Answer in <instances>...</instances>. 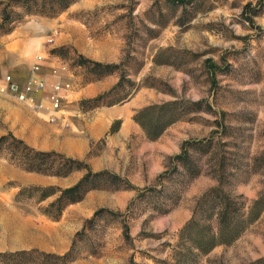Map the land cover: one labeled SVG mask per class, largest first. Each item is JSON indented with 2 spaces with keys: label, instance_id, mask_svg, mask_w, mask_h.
I'll list each match as a JSON object with an SVG mask.
<instances>
[{
  "label": "rangeland",
  "instance_id": "374dc122",
  "mask_svg": "<svg viewBox=\"0 0 264 264\" xmlns=\"http://www.w3.org/2000/svg\"><path fill=\"white\" fill-rule=\"evenodd\" d=\"M245 2L206 0L186 24L180 22L181 9L167 6L164 0H75L53 16L28 13L25 3L14 2L8 7L12 15L4 27L0 8V57L8 66L5 76L12 75L14 82L25 85L35 54L48 58L40 73L47 85L37 92V100L17 101L9 84L0 86V97L15 109H10L8 122L0 118L3 134L12 131L37 149L86 160L95 171L110 170L143 189L153 188L116 190L103 182L81 201L64 205L57 215L49 210H54L51 204L59 193L46 196L38 187L73 185L85 171L68 176L28 171L10 148L3 147L0 264H132V257L138 264L171 260L165 242L177 241L198 198L217 180L209 174L208 164L185 188L189 179L180 167L162 183L157 176L185 140L204 139L217 130L215 120L223 110L227 112V155L230 166L236 168L232 183L244 195L247 213L261 201L251 212L259 217L242 236L233 245L216 247L208 257L213 264H250L264 258V13L256 18L261 28H252L241 15ZM80 55L119 64L106 74L116 82L123 76V85L105 103L122 96L129 99L117 111L118 119L114 108L104 104L98 109L100 115L113 117L106 138H90L86 151L70 152L53 143L56 139L59 145L81 147L77 138L88 136L86 124L93 116L76 113L77 102L85 96L84 87L100 75L99 70L79 66ZM207 58L222 68L217 71L216 85ZM62 62L69 72L61 76L71 89L61 106L70 113L61 117L50 114L43 102L50 99L58 78L53 65ZM170 101L181 102L183 114L156 140H149L131 119L125 120L126 114L142 107ZM115 132H121L119 139L114 138ZM65 163L60 158L55 166L65 169ZM126 223L131 241L124 235ZM20 251L28 253L16 255Z\"/></svg>",
  "mask_w": 264,
  "mask_h": 264
},
{
  "label": "trees",
  "instance_id": "16d2710c",
  "mask_svg": "<svg viewBox=\"0 0 264 264\" xmlns=\"http://www.w3.org/2000/svg\"><path fill=\"white\" fill-rule=\"evenodd\" d=\"M167 6L175 9H181L182 16L180 22L188 23L203 8L206 0H164ZM218 1V0H215ZM241 15L251 25L252 28L260 29L256 18L264 13V0H244ZM25 3L28 13L43 14L53 16L67 9L75 0H0V8L3 9L4 27L5 23L11 19L8 7L12 3ZM22 15V14H21ZM19 14V16H21ZM187 17V19H185ZM247 36H243L245 40ZM57 50H54L56 52ZM222 59H224L222 57ZM208 69L211 74L212 84H217V71L222 68L213 58H207ZM79 66L92 68V71H98L96 79L100 80L106 76L110 70H116L119 64H105L96 60L89 59L83 55L79 56ZM107 71V72H106ZM124 77L107 92L96 98L82 100L80 102L84 110L93 109L98 106H112L127 101L128 96L119 97L111 102L105 100L111 98L119 92L123 85ZM198 102L197 104H200ZM196 104V102H195ZM182 103L170 101L163 103H153L137 110L133 116L134 121L143 129L149 140L158 139L166 129L177 121L183 114ZM227 112L221 111L216 118L217 130H213L211 135L204 139L196 141L185 140L182 143L181 150L170 156V162L166 169L158 174L157 180L162 183L165 178L171 176L179 167L184 170V176H188L189 181L203 173L204 165L208 164V172L216 180V185L210 187L197 200L196 206L192 212L191 218L181 227L178 239L175 243L165 242V245L171 250V260H164V264H213L208 256L218 246L233 245L244 233L248 224L259 217V214L252 216L253 208L260 203L258 199L251 209L250 213L245 211L246 201L242 193L236 191L232 183L236 168L230 166L227 153L229 142L224 141L227 135L228 125L225 123ZM10 148L17 162L28 171H35L46 175L68 176L76 170L85 171L79 181L67 187L59 186H39L43 195L50 196L59 193L58 197L52 202L54 210H49L60 214L64 205L81 201L85 194L95 188H98L103 182L108 183L110 187L116 190H153V188H141L133 184L128 178H124L118 173L110 170L95 171L89 162L83 159H77L67 156L56 150L37 149L26 142L24 139L16 136L12 131L3 134L0 137V149ZM196 153V154H195ZM65 159L67 168L55 166L56 160ZM205 159L207 160L205 162ZM204 163V164H203ZM124 235L128 241L132 240L130 225H124ZM27 251L16 252V255H25ZM132 264H138L134 257ZM250 264H264V258L257 259Z\"/></svg>",
  "mask_w": 264,
  "mask_h": 264
},
{
  "label": "crops",
  "instance_id": "0c3cea01",
  "mask_svg": "<svg viewBox=\"0 0 264 264\" xmlns=\"http://www.w3.org/2000/svg\"><path fill=\"white\" fill-rule=\"evenodd\" d=\"M1 54V53H0ZM37 54H41L43 55L42 53H37ZM35 54V56L37 55ZM35 56L33 57V60H31L28 64V68L31 70L32 69V64L33 62L35 61ZM2 61V57H0V86H2L3 88V85L6 86L8 85V81L5 79L7 78L8 75L5 76V73L3 72V70H5L6 68L8 69V66H4L3 63L1 62ZM44 61H47L48 62V58H42L41 60V66L43 67V63ZM8 62V60L6 61ZM43 64V65H42ZM44 75V74H43ZM12 77V75H10ZM44 77V76H43ZM46 78V77H45ZM47 80V79H46ZM15 82H17L15 80ZM18 83V82H17ZM117 82L114 81V80H111L110 77H104L100 80H96V81H93L92 83H89L88 85H86L84 87V90H85V96L83 99L79 100L77 102V108H76V113L78 112V114H81L86 116V115H91L93 116V119H91L89 121V123L86 124V131L88 133V136L85 137V136H81V137H78L77 141L79 142L80 144V148L79 149H74L72 148L71 146H69L68 144H57L56 143V139L54 141V146L59 148V149H62L64 151H80V152H83V151H86L89 147V141L91 139H95V140H99V139H103V138H106L107 134L110 133V131L108 132V130L110 129L111 127V123H112V119L113 117H110V118H107L106 116H103V115H100L98 112V109L99 108H102V107H105V106H98V107H95L93 109H89V110H84L80 104V102L82 100H87V99H92V98H96L98 97L99 95L109 91ZM21 88H23L25 85L23 84H20ZM40 91V90H39ZM38 90H34V91H31L29 92V97L33 100L36 99V94H37ZM13 93V92H12ZM14 94V98L17 100V101H20L18 100V98L16 97L15 93ZM37 100V99H36ZM23 102V101H21ZM24 103H28V102H24ZM43 103H46L45 104V107H47L50 111V114L53 113V114H56V115H59V116H63V114L65 115V113H70L68 110H61L59 109V111H56V109H53L52 107V104H51V101L50 99L48 100H45ZM127 103V101L123 102V103H119V104H115V105H112V106H108V107H111V108H114L115 109V112H117L119 110V108L122 107L123 104ZM10 109L11 110H14L15 109L13 107L10 108L9 106V102L7 100H5L4 98L0 97V118H2L5 122H8V115H9V112H10ZM56 111V112H55ZM112 112V111H111ZM73 113V112H72ZM66 114V115H67ZM127 116H125V120L126 119H131L132 121H134L133 119V116L134 114H126ZM55 117V116H54ZM115 118H119L121 117L120 114L117 112V114L114 115ZM13 116H10V120L13 121ZM31 119H34L33 117ZM121 120V119H120ZM134 123H136L134 121ZM137 124V123H136ZM4 132L0 130V136L3 134ZM107 133V134H106ZM116 134L114 135V138L115 139H119L121 136H119L121 134V132H115ZM114 134V133H113ZM91 138V139H90Z\"/></svg>",
  "mask_w": 264,
  "mask_h": 264
},
{
  "label": "built area",
  "instance_id": "2783aa9c",
  "mask_svg": "<svg viewBox=\"0 0 264 264\" xmlns=\"http://www.w3.org/2000/svg\"><path fill=\"white\" fill-rule=\"evenodd\" d=\"M43 55L37 54L35 56V61L32 64V74L28 82L23 88L13 81L10 75L7 76V81L9 84V89L11 92L15 93L18 100L23 102L31 103L34 100L29 97V92L34 90H43L47 85V80L45 77L40 75L42 72L41 60ZM53 72L57 75V80L53 84L52 92L50 95V101L53 109L59 110L62 106V100L65 96V92L71 89V83L64 81L61 76L62 72H69V67L65 63H59V65H53Z\"/></svg>",
  "mask_w": 264,
  "mask_h": 264
}]
</instances>
